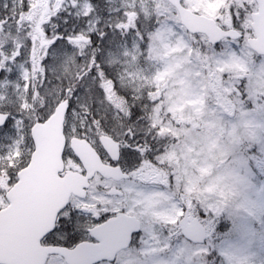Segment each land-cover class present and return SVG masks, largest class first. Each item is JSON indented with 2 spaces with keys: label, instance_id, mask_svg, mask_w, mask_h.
<instances>
[{
  "label": "rangeland",
  "instance_id": "obj_1",
  "mask_svg": "<svg viewBox=\"0 0 264 264\" xmlns=\"http://www.w3.org/2000/svg\"><path fill=\"white\" fill-rule=\"evenodd\" d=\"M234 2L240 0H183V5L215 20L219 26L231 28L228 7ZM30 3V11L21 13L17 19L13 11L17 6L15 0H0V17L5 15L8 21L4 18L0 21V34L6 38L0 39V64L11 66L10 80L14 82L2 81L0 103L23 101L22 109L36 119L39 109L69 89V97L74 91L81 98L72 117L79 127L90 125L89 133L94 129L99 138L113 139L127 124L129 110L123 98L113 92L110 81L102 85L107 103L86 91L87 84L81 83L94 65V60L88 61L87 56L95 45H89L86 39L77 43L80 35L77 33L68 41L71 47L50 58L55 73L48 74L45 85L35 86L32 83L35 63L24 34L32 32L30 40L39 47L46 44L41 50L44 59L58 39L55 35L58 30L91 24V31H108L109 22L124 21L114 37L119 46L113 44L111 54L107 48L104 52L109 70L120 73L121 84L146 95L147 101L154 105L146 114L151 127L161 135H171L180 149L176 151L179 161H169L173 173L159 163L146 162L133 174L137 185L133 215L141 223L154 225L163 236H168L171 230L173 240L179 238L183 242V222L200 215L198 206L218 204L224 213L221 223L232 229L230 236L224 237L228 228H222L225 231L221 232V238L238 247L258 245L264 240V176L259 175L257 163L251 159L253 152L257 158H264L260 151L264 149V58L256 57L246 44L241 53L214 58L200 47L201 44L207 47L203 36L185 33L165 0H92L87 9L83 0L79 6L76 0H30ZM93 5L90 21L84 11ZM65 18L67 25L63 23ZM249 24L250 18L248 27ZM137 27L155 29L150 32L145 52L128 35ZM125 40L127 48L123 46ZM18 76H22L19 81ZM241 81H245L244 98ZM15 82L21 84L19 89ZM24 84L31 88L30 100L24 98L29 90ZM158 102L161 107H155ZM81 138L89 141L88 135ZM105 181L95 177L90 188L110 190ZM5 186V180L0 179V187ZM181 205L188 209L183 218ZM220 242L218 239L217 243Z\"/></svg>",
  "mask_w": 264,
  "mask_h": 264
},
{
  "label": "snow or ice",
  "instance_id": "obj_2",
  "mask_svg": "<svg viewBox=\"0 0 264 264\" xmlns=\"http://www.w3.org/2000/svg\"><path fill=\"white\" fill-rule=\"evenodd\" d=\"M91 3L92 0H83L84 8L87 9ZM15 4L17 6L13 11L17 19L21 13L31 9L30 0H15ZM76 5H80V0H76ZM4 7L7 8L8 5L5 4ZM256 7L257 0H240V3L230 4L228 13L234 35L207 47L201 44L200 47L218 59L243 52L246 36L251 34L247 24ZM94 10L93 5L91 9L84 11V16L89 17L90 21L89 13ZM63 23L68 24L67 18ZM122 23V20H117L115 24L109 22L108 31H91V24L83 28L73 25L71 29L58 30L55 33L58 39L41 61L46 75L54 74L55 68L50 67V58L57 51L71 47L68 41L77 36V33H80L77 43L86 39L89 45H95L87 56L88 61L94 60V65L84 75L81 83L87 84L86 91L95 95L102 103H107L102 85L104 81H110L113 92L123 98L129 110L123 131L113 136L115 142L120 144L116 158L109 155L94 129L91 133L88 132L90 125L81 129L72 119L81 99L74 91L69 97V89H65V94L59 99H54L38 110L36 119H32L22 109L23 101L0 103V179H4L6 184L5 187H0V264H264V240L258 245L253 243L238 247L231 240L221 238L222 228H228L224 237L230 236L232 229L221 223L224 213L218 204L203 208L198 206L196 210L200 215L183 222L182 226L194 237V241L187 238L183 242L179 238L174 241L171 230L168 236H163L156 231L154 225L140 223L133 218L137 191L133 174L146 162L158 164V158L163 152L150 143L156 130L151 127L146 114L154 105L134 87L121 84L120 73L110 71L105 59L106 48L111 54V46H119L114 37L120 31ZM220 28L222 32L229 31L224 24H220ZM154 30H141L137 27L128 35L132 37V43L139 44L141 51L145 52L150 32ZM123 46H129L127 40ZM92 52L95 53L94 56ZM23 63L27 64L28 61ZM11 75V66L0 64V81L14 83L10 80ZM21 79L22 76H18V81ZM15 83L19 89L21 84ZM244 83L245 81L240 82L242 98L245 97ZM23 87L29 89L24 98L30 100L31 88L27 84ZM65 101V124L61 130L64 142L62 146L56 144V150L51 156L56 161L58 154L59 166L49 169L47 183L54 187L64 179L66 173L74 172L77 168L81 175L87 176V169L72 146L74 135L77 138L88 135V142L102 162L119 169L129 179L115 182L106 180L107 189L115 188V193L101 188H85L83 195L72 194L67 199L56 201L45 218L42 210L32 213L27 206L33 195V178L41 174L42 162L48 156L47 145L37 128L48 124L56 115L57 108ZM260 151L261 157H264V149ZM251 159L257 163L259 175L264 176V158H257L253 152ZM29 169H32V174L25 175ZM9 190L14 191L10 194ZM187 211L181 205L182 218ZM218 239L220 243H217Z\"/></svg>",
  "mask_w": 264,
  "mask_h": 264
},
{
  "label": "water",
  "instance_id": "obj_3",
  "mask_svg": "<svg viewBox=\"0 0 264 264\" xmlns=\"http://www.w3.org/2000/svg\"><path fill=\"white\" fill-rule=\"evenodd\" d=\"M178 13L181 24L186 30L191 33H203L207 36L210 44L215 43L223 38L233 36V30L222 32L216 27L215 23L203 16L193 14L181 5V0H167ZM257 12L251 15L252 23L251 28L254 31L255 38L247 41L249 47L258 55L264 56V0H257ZM67 109L66 102L61 103L56 110V115L46 125H40L37 128L41 138L44 139L48 149V156L42 162L41 174L33 178V195L29 198L28 209L32 213L43 211L46 218L51 205L61 199H67L71 194H84V189L88 188V180L93 177L94 172H98L105 178L113 180H121L127 177L123 176L119 169H114L101 164L98 156L89 144L83 140L72 139V146L76 153L80 156L84 167L87 169V176L78 175L76 173H68L64 179L59 181L54 187L47 183L46 177L50 168L58 167V154L57 160L51 159L52 153L56 150V144L63 145L64 137L61 134L63 128L64 115ZM101 144L108 151L109 155L116 158L119 150L116 144L109 138H102ZM36 158L34 157V165ZM32 169L26 171L25 175H31ZM55 175V172L52 173ZM10 194L14 190H9ZM184 236L194 241L185 229H183Z\"/></svg>",
  "mask_w": 264,
  "mask_h": 264
},
{
  "label": "trees",
  "instance_id": "obj_4",
  "mask_svg": "<svg viewBox=\"0 0 264 264\" xmlns=\"http://www.w3.org/2000/svg\"><path fill=\"white\" fill-rule=\"evenodd\" d=\"M239 98V97H238ZM260 101L263 102L262 98H259ZM264 103V102H263ZM159 107H161V104H159ZM262 108L264 109V104L262 105ZM164 122H166V119L163 118ZM174 125V124H172ZM170 128V127H169ZM171 131V129H170ZM150 143L153 144L155 147H159L163 154L158 158V163L161 166V168H164L170 172H174L171 163L173 161H179L178 160V155H177V150H180L179 148L174 145L176 143V140H172L171 135L168 136V134H159L156 130L155 136L152 138ZM225 229H221V232H224Z\"/></svg>",
  "mask_w": 264,
  "mask_h": 264
}]
</instances>
